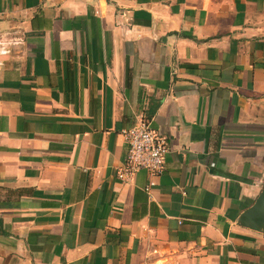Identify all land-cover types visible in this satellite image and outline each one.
Returning <instances> with one entry per match:
<instances>
[{"label":"crops","instance_id":"crops-1","mask_svg":"<svg viewBox=\"0 0 264 264\" xmlns=\"http://www.w3.org/2000/svg\"><path fill=\"white\" fill-rule=\"evenodd\" d=\"M263 189L264 0H0V264H264Z\"/></svg>","mask_w":264,"mask_h":264},{"label":"built area","instance_id":"built-area-1","mask_svg":"<svg viewBox=\"0 0 264 264\" xmlns=\"http://www.w3.org/2000/svg\"><path fill=\"white\" fill-rule=\"evenodd\" d=\"M122 135L128 148L124 164L117 172L118 179L128 182L139 171H146L151 177L161 175L169 151L168 139L145 121L123 130Z\"/></svg>","mask_w":264,"mask_h":264},{"label":"water","instance_id":"water-1","mask_svg":"<svg viewBox=\"0 0 264 264\" xmlns=\"http://www.w3.org/2000/svg\"><path fill=\"white\" fill-rule=\"evenodd\" d=\"M243 219L253 229L264 226V189L254 205L245 212Z\"/></svg>","mask_w":264,"mask_h":264},{"label":"trees","instance_id":"trees-1","mask_svg":"<svg viewBox=\"0 0 264 264\" xmlns=\"http://www.w3.org/2000/svg\"><path fill=\"white\" fill-rule=\"evenodd\" d=\"M155 107H157V105ZM2 232H3V230H2V222L0 220V233H2Z\"/></svg>","mask_w":264,"mask_h":264}]
</instances>
